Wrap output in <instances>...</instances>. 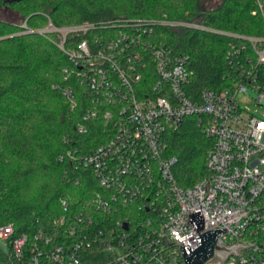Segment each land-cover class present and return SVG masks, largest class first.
Segmentation results:
<instances>
[{
  "label": "built area",
  "instance_id": "obj_1",
  "mask_svg": "<svg viewBox=\"0 0 264 264\" xmlns=\"http://www.w3.org/2000/svg\"><path fill=\"white\" fill-rule=\"evenodd\" d=\"M256 6L252 15L264 16V0H256ZM156 26L249 41L257 64L249 56L236 62L245 46L233 47L227 56L235 71L229 85L194 93L190 57L157 39ZM117 27L112 36L83 40L67 50L71 36L87 34L94 25L49 26L60 35L59 48L72 64L64 81L75 78L86 93L83 121L101 115L114 134L90 153L68 151L60 157L91 170L100 189L74 208L62 201L68 215L55 221V233L36 235L32 243L27 235L15 238L12 225L0 227V253L9 264H86L83 257L104 253V262L89 264H185L180 247L196 249L199 234L220 227L227 232L219 235L217 245L252 246L240 247L222 264H264V120L245 111L238 100L240 93L253 90L264 106V83L257 79V66L264 64V48L257 44L264 39L166 18L123 20ZM63 95L73 110L78 108L71 86ZM190 116L198 117L214 146L207 177L185 189L175 179L177 159L167 154V136ZM87 131L79 125L80 133ZM131 213L140 215L133 226ZM114 215H119L115 224L109 219Z\"/></svg>",
  "mask_w": 264,
  "mask_h": 264
},
{
  "label": "trees",
  "instance_id": "obj_2",
  "mask_svg": "<svg viewBox=\"0 0 264 264\" xmlns=\"http://www.w3.org/2000/svg\"><path fill=\"white\" fill-rule=\"evenodd\" d=\"M0 6L22 17L21 23L0 19V227L12 225L15 238L27 235L30 243L36 235L55 233V221L68 215L62 201L74 208L100 189L91 170L68 158L61 162L60 157L68 151L90 153L114 134L101 115L83 121L86 93L75 78L64 81V71L72 64L59 48L60 35L48 30L50 25L59 29L94 25L87 34L71 36L67 50L83 40L114 35L123 20L166 18L264 39V16L252 15L256 0H223L216 8H202L199 0H0ZM155 32L174 53L190 57L194 93L229 85L235 71L227 56L233 47L245 46L236 62L245 56L254 64L258 61L253 45L236 37L187 27L156 26ZM257 48L263 49L264 43ZM257 68V79L264 83V64ZM68 86L76 93L75 110L63 95ZM198 123V117H187L167 136V154L177 159L175 179L185 189L207 177V157L214 146ZM81 124L88 129L84 134L79 132ZM139 216L131 213L132 226ZM117 218L109 219L115 224ZM9 263L0 253V264Z\"/></svg>",
  "mask_w": 264,
  "mask_h": 264
},
{
  "label": "water",
  "instance_id": "obj_3",
  "mask_svg": "<svg viewBox=\"0 0 264 264\" xmlns=\"http://www.w3.org/2000/svg\"><path fill=\"white\" fill-rule=\"evenodd\" d=\"M125 228L128 229L127 226ZM226 232V228L216 227L203 234H199L196 237L198 242L196 249L183 244L180 250L182 251L185 264H211L215 260H218L215 264H222L227 262L232 255L236 254L240 247H252L239 245L228 248L224 245H217L219 235Z\"/></svg>",
  "mask_w": 264,
  "mask_h": 264
},
{
  "label": "rangeland",
  "instance_id": "obj_4",
  "mask_svg": "<svg viewBox=\"0 0 264 264\" xmlns=\"http://www.w3.org/2000/svg\"><path fill=\"white\" fill-rule=\"evenodd\" d=\"M223 0H199V6L202 8H216L222 4ZM0 19L5 21H11L16 23L22 22V17L18 14L13 13L6 7L0 6ZM258 94L256 91L248 90L247 93H240L238 95V100L241 103L242 108L248 113L264 120V106L258 105L256 99ZM230 242L235 243V240H230ZM105 254L98 255L96 259H90L83 257V262L86 264L104 262Z\"/></svg>",
  "mask_w": 264,
  "mask_h": 264
}]
</instances>
